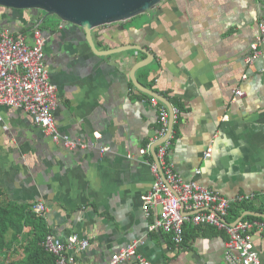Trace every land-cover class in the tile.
Returning <instances> with one entry per match:
<instances>
[{
  "label": "crops",
  "instance_id": "0c3cea01",
  "mask_svg": "<svg viewBox=\"0 0 264 264\" xmlns=\"http://www.w3.org/2000/svg\"><path fill=\"white\" fill-rule=\"evenodd\" d=\"M263 20L264 0H164L93 31L99 52L141 46L154 55L136 76L177 112L169 155L175 172L225 197L256 194V209H264V45L254 65L247 61ZM44 21L45 62L59 89L56 123L62 134L89 147L67 149L27 112L2 107L4 202L25 211L43 202L50 233L86 239L89 247L76 264H109L135 242L149 264H229L226 233L190 224L189 238L179 246L171 234L152 230L162 208L151 216L144 210L158 159L154 146L141 151L158 135L160 112L136 89L131 72L148 56L129 50L100 57L82 28L42 11L0 7V32L8 28L30 39ZM254 240L264 264V232Z\"/></svg>",
  "mask_w": 264,
  "mask_h": 264
},
{
  "label": "built area",
  "instance_id": "2783aa9c",
  "mask_svg": "<svg viewBox=\"0 0 264 264\" xmlns=\"http://www.w3.org/2000/svg\"><path fill=\"white\" fill-rule=\"evenodd\" d=\"M47 41L48 38L40 27L32 31L30 39L24 34H14L8 28L0 32V109L8 107L23 110L55 143L70 150H86L89 147L87 144L62 134L56 123L54 111L58 106L59 89L52 83L45 62ZM263 45L264 20L260 23L259 36L252 45L247 61L249 65H254L260 58ZM237 94L246 96L242 90H238ZM152 102L159 107L160 128L148 148L141 151L145 155L152 146L160 145L157 148L159 162L153 167L156 182L153 190L143 197L144 210L148 216L159 207L162 208L152 230L171 234L175 243L182 246L187 240V225L215 227L229 237L226 255L229 264H263L254 238L257 231L264 232V223L244 220L232 223L228 219L234 206L252 203L258 196L244 194L235 198L225 197L205 185L188 182L179 176L169 162L173 146L172 136L170 137L172 114L157 99L153 98ZM3 121L0 116V122ZM4 129L8 130V127L5 126ZM106 151L109 148L104 149ZM212 155L211 149L207 158ZM32 211L38 217L45 218L49 210L43 202H38L32 207ZM43 246L56 257L57 264H76L78 255L88 249L89 242L77 234L60 239L50 233ZM139 248L140 242H135L114 255L109 264H122L133 259H138L141 264H149L140 254Z\"/></svg>",
  "mask_w": 264,
  "mask_h": 264
},
{
  "label": "water",
  "instance_id": "95a60500",
  "mask_svg": "<svg viewBox=\"0 0 264 264\" xmlns=\"http://www.w3.org/2000/svg\"><path fill=\"white\" fill-rule=\"evenodd\" d=\"M163 1L164 0H0V7L16 11H43L48 17L56 16L65 23L82 28L93 52L100 57L129 50H136L146 54L148 58L136 64L133 68L131 72V79L136 89L152 98L157 99L159 102L166 105L169 111H171V137L173 135L176 122V112L174 106L158 93L142 86L136 76L140 69L148 67L153 63L154 55L149 50L141 46H128L116 51L111 50L108 52H99L93 36V31L95 29L130 20L150 11ZM159 146L160 145H155L152 149V152L158 159V162L159 153L157 148H159ZM246 217L264 219V214L258 212H247L238 221V223L243 221Z\"/></svg>",
  "mask_w": 264,
  "mask_h": 264
},
{
  "label": "trees",
  "instance_id": "16d2710c",
  "mask_svg": "<svg viewBox=\"0 0 264 264\" xmlns=\"http://www.w3.org/2000/svg\"><path fill=\"white\" fill-rule=\"evenodd\" d=\"M45 25L44 21L40 28L43 30ZM141 94L146 98L153 99L146 94ZM3 198L4 194L0 190V264H2L3 255H5L4 260H7L8 256L6 255H17L18 249L23 251V256L11 264H57L56 257L46 251L43 246L50 234L46 218L38 217L32 209L25 211L26 209L8 205ZM246 212L264 214V209H256L253 203L246 202L234 206L228 219L230 222L236 223ZM244 221L264 223V219L257 217H246ZM189 226L186 227L187 240Z\"/></svg>",
  "mask_w": 264,
  "mask_h": 264
},
{
  "label": "rangeland",
  "instance_id": "374dc122",
  "mask_svg": "<svg viewBox=\"0 0 264 264\" xmlns=\"http://www.w3.org/2000/svg\"><path fill=\"white\" fill-rule=\"evenodd\" d=\"M8 254V253H7ZM23 251L21 250L20 251V253H18V255L20 256V257H22L23 255ZM6 256H8L7 257V260H4V257H5V255H3V258H2V260H1V263L2 264H9V263H12L13 261L12 260H14V259H12V258H14L13 256H12V254H8V255H6Z\"/></svg>",
  "mask_w": 264,
  "mask_h": 264
}]
</instances>
